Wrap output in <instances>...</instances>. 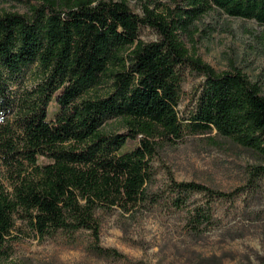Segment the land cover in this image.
<instances>
[{
  "label": "trees",
  "instance_id": "trees-1",
  "mask_svg": "<svg viewBox=\"0 0 264 264\" xmlns=\"http://www.w3.org/2000/svg\"><path fill=\"white\" fill-rule=\"evenodd\" d=\"M41 1L29 14H0V167L8 183L0 184V256L18 223L39 237L87 230L98 240V210L148 209L157 202L149 191L153 157L185 127L264 158L259 83L237 68L216 71L194 40L196 23L215 10L264 25V0H151L141 16L128 0ZM141 26L158 40L141 41ZM182 66L205 79L186 126L177 111ZM31 68L35 82L22 87ZM53 98L59 110L50 120ZM171 182L179 193L231 196Z\"/></svg>",
  "mask_w": 264,
  "mask_h": 264
},
{
  "label": "rangeland",
  "instance_id": "rangeland-1",
  "mask_svg": "<svg viewBox=\"0 0 264 264\" xmlns=\"http://www.w3.org/2000/svg\"><path fill=\"white\" fill-rule=\"evenodd\" d=\"M146 1L151 0H128V4L141 16ZM41 2L0 0V14H29L30 8ZM159 2L172 5L171 0ZM196 26L195 47L203 61L218 72L240 69L259 83L264 94V25L215 10ZM139 38L150 43L157 41L158 35L141 26ZM181 40L191 51L190 40L185 36ZM32 70L22 87L34 84ZM179 73L177 111L186 126L205 79L189 66L180 67ZM58 110L53 98L48 119ZM257 166H264L258 153L215 133L193 136L185 127L180 140L158 148L153 157L149 191L157 202L148 209L134 216L118 209L98 210V240L87 230H59L39 237L28 225L18 223L0 264H264V173H254ZM172 178L231 196L179 193ZM0 184H8L1 167Z\"/></svg>",
  "mask_w": 264,
  "mask_h": 264
}]
</instances>
